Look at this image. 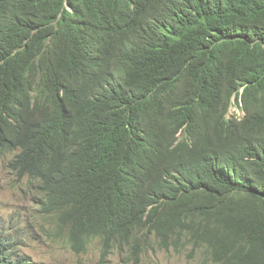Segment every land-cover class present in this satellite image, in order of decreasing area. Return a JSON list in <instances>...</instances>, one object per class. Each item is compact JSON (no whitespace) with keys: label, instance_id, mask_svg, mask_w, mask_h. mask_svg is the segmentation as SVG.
I'll list each match as a JSON object with an SVG mask.
<instances>
[{"label":"trees","instance_id":"1","mask_svg":"<svg viewBox=\"0 0 264 264\" xmlns=\"http://www.w3.org/2000/svg\"><path fill=\"white\" fill-rule=\"evenodd\" d=\"M8 152L77 253L264 264V0H0Z\"/></svg>","mask_w":264,"mask_h":264},{"label":"rangeland","instance_id":"2","mask_svg":"<svg viewBox=\"0 0 264 264\" xmlns=\"http://www.w3.org/2000/svg\"><path fill=\"white\" fill-rule=\"evenodd\" d=\"M234 111H238L234 108ZM13 152L0 156V234L15 242L18 253L30 264H131L132 248L114 249L101 259L102 246L95 239L85 252H75L68 239V230L57 216L45 208L44 194L37 181L20 177L8 166ZM6 226V227H5ZM139 264H215L203 251L189 245L166 249L153 237L144 242Z\"/></svg>","mask_w":264,"mask_h":264},{"label":"clouds","instance_id":"3","mask_svg":"<svg viewBox=\"0 0 264 264\" xmlns=\"http://www.w3.org/2000/svg\"><path fill=\"white\" fill-rule=\"evenodd\" d=\"M106 37H107L106 34H90V33H89V34L86 36V39H87L88 41H90V42H96V41H99V40H105ZM241 105H242L241 102H240V104L235 103V104L231 107V109H230L231 113H233V114L235 113V114L237 115V117L242 116L243 111H242V109H241ZM234 108L238 111V113H237L236 111H234ZM0 156H1V155H0ZM94 240H95V239H94ZM94 240H92V241L89 243V245H90Z\"/></svg>","mask_w":264,"mask_h":264},{"label":"bare ground","instance_id":"4","mask_svg":"<svg viewBox=\"0 0 264 264\" xmlns=\"http://www.w3.org/2000/svg\"><path fill=\"white\" fill-rule=\"evenodd\" d=\"M68 3H69V2H68ZM80 13H81V12H80ZM152 16H153V15H152ZM154 16H156V15H154ZM115 27H116V26H115ZM114 31H115V30H114ZM113 33H114V32H113ZM113 33H112V35H113ZM113 37H114V36H113ZM210 43H211V42H210ZM192 48H193V47H192ZM216 49L219 50L218 48H216ZM216 49H215V50H216ZM207 50H208V49H207ZM185 54H186V53H185ZM206 56H207V55H206ZM206 56H205V57H206ZM38 71H39V70H38ZM171 108H172V107H171ZM172 170H173V169H172ZM174 170H175V169H174ZM175 172H176V171H175ZM5 227H6V226H5Z\"/></svg>","mask_w":264,"mask_h":264}]
</instances>
